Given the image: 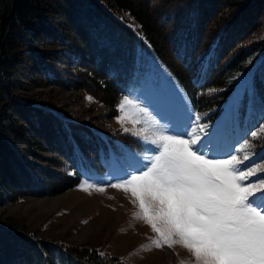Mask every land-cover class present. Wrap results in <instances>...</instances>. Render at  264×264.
Instances as JSON below:
<instances>
[{
    "label": "trees",
    "instance_id": "1",
    "mask_svg": "<svg viewBox=\"0 0 264 264\" xmlns=\"http://www.w3.org/2000/svg\"><path fill=\"white\" fill-rule=\"evenodd\" d=\"M130 18L201 110L221 109L245 81L261 104L264 0H0V204L68 190L81 182L84 164L103 166L105 148L98 141L120 132L102 134L86 113L31 90L71 86L66 77L75 66L81 75L76 85L116 114L123 90L106 76L121 52L119 35L137 40L125 21ZM50 109L62 112L60 120L54 122ZM253 143L264 146V136ZM77 149L82 156H75ZM0 264L130 263L97 246L0 221Z\"/></svg>",
    "mask_w": 264,
    "mask_h": 264
},
{
    "label": "snow or ice",
    "instance_id": "2",
    "mask_svg": "<svg viewBox=\"0 0 264 264\" xmlns=\"http://www.w3.org/2000/svg\"><path fill=\"white\" fill-rule=\"evenodd\" d=\"M145 99L170 127L161 130L160 121L153 119L154 139L147 130L134 133L156 146L148 149L154 155L145 163L135 153L122 150L115 160L122 182L110 186L131 195L138 209L133 215L157 234V249L181 245L196 264H264V155L242 168L252 159L253 145L246 138L237 141L243 145L239 148L230 143L227 118L210 130L199 125L200 134L197 129L190 134L192 121L198 123L201 117L186 105L182 115L173 116L170 94L161 91ZM126 106L148 115L140 104L125 97L118 123L123 126L126 118L133 125L143 123L136 113L126 114ZM260 127V133L253 130L247 135L264 136V125ZM222 152L227 158H219ZM83 168L85 174L90 173L87 164ZM253 176H257L254 181ZM81 187L88 191L93 185Z\"/></svg>",
    "mask_w": 264,
    "mask_h": 264
},
{
    "label": "rangeland",
    "instance_id": "3",
    "mask_svg": "<svg viewBox=\"0 0 264 264\" xmlns=\"http://www.w3.org/2000/svg\"><path fill=\"white\" fill-rule=\"evenodd\" d=\"M130 23L133 24V20ZM163 76L164 72L162 71L158 76L160 83H151L150 80H147L144 83V92L154 97L155 94L170 88L171 80ZM75 90L67 89L62 92L53 86L42 85L33 88L31 92L42 99L57 102L56 105L74 113L88 115L91 109H94L91 114L102 111V108L99 107L101 100L97 99L94 94L85 92L90 89L82 88L83 94H81V90ZM134 111L137 110L130 106L128 109L125 108L126 114ZM145 111L148 113L146 117H137L143 123L133 125L126 118L124 126H128L135 133L147 130V134L153 133V138H155L151 123L153 119L160 121L161 130L164 127H170L164 120H160L146 109ZM120 115L121 113L113 118L115 124H120L117 121V117ZM193 121L188 131L192 129ZM228 130L230 143H237L239 140L236 138L237 136L240 138L242 130L231 125H228ZM196 134H200L198 130ZM227 147L228 145L225 146V150ZM139 153L136 152L137 155ZM223 154L222 152L219 156ZM82 155V151L77 149L75 156ZM152 155L154 154L149 151L144 156L139 155V158L148 163ZM247 164L246 161L245 167L248 166ZM107 165L105 176L110 173L116 177L121 175L116 162L109 161ZM241 167L244 168V166ZM89 168L91 169V167ZM104 175L103 172L86 175L77 186L53 195L27 196L17 201H4L0 204V221H8L20 228L37 231L43 235L68 239L75 244L97 246L101 250L124 256L130 264H196L195 257L181 245H175L173 248L165 245L163 248L157 249L154 245V241L158 239L157 234L152 231L149 225L142 220H137L133 215L138 209L131 202V195L110 186L111 183L122 181H118L115 177L114 181L104 182L107 180ZM254 177H251L252 180L255 179ZM89 184L93 187L84 191L81 185L86 188ZM97 187L106 190L98 192L96 191Z\"/></svg>",
    "mask_w": 264,
    "mask_h": 264
}]
</instances>
